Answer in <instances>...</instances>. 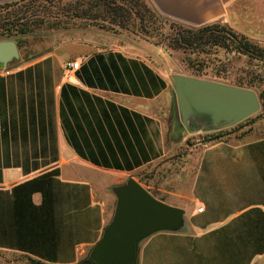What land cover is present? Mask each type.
<instances>
[{
	"label": "crops",
	"instance_id": "crops-1",
	"mask_svg": "<svg viewBox=\"0 0 264 264\" xmlns=\"http://www.w3.org/2000/svg\"><path fill=\"white\" fill-rule=\"evenodd\" d=\"M147 1L167 21L264 41V0ZM71 36L0 65V250L77 264L113 216V188L177 153L176 173L141 184L181 224L141 240L135 264H264V136L230 134L185 160L167 72L106 34Z\"/></svg>",
	"mask_w": 264,
	"mask_h": 264
},
{
	"label": "rangeland",
	"instance_id": "rangeland-1",
	"mask_svg": "<svg viewBox=\"0 0 264 264\" xmlns=\"http://www.w3.org/2000/svg\"><path fill=\"white\" fill-rule=\"evenodd\" d=\"M146 2L165 21L166 28H163L159 23L146 22L149 20V16L145 13L143 21L145 26L142 28L138 27L135 20L119 27L106 17L101 16V13L97 18L84 17L80 14L81 9L86 6L87 0H18L16 3L2 4L0 5V25L11 27L13 22H17V18H22L19 19V24H24L29 30L19 39V59L12 62H24L27 59H32L68 41L72 38L71 35L90 31L106 34V37L103 38L105 40L103 45H118L138 53L156 68L166 71L169 76L179 73L251 89L257 95L261 91L264 92V62L249 59L245 55L231 51L230 47L228 49L220 46L175 48L170 45L167 39L171 32L168 29L170 21L163 19L147 0ZM216 24L214 27L221 29L222 24ZM222 33L220 32V34ZM12 37L16 38V35ZM251 41L259 46H264V41ZM182 128L185 134L181 142L182 155L185 160L194 161V154H190L188 148L210 142L209 138L212 135L226 134L232 131L231 134L235 135L245 134V138L264 136V109L260 106L256 113L236 125L212 132L196 131L193 126L190 128L182 126ZM174 154L128 178H132L140 184L144 181L146 184L150 183L152 187L158 188L161 175L176 173L175 169L172 172L171 167L166 170V167H169L167 162H175L172 159L177 153ZM88 254L77 264H82L87 260ZM0 264L32 263L18 253L0 250Z\"/></svg>",
	"mask_w": 264,
	"mask_h": 264
},
{
	"label": "water",
	"instance_id": "water-1",
	"mask_svg": "<svg viewBox=\"0 0 264 264\" xmlns=\"http://www.w3.org/2000/svg\"><path fill=\"white\" fill-rule=\"evenodd\" d=\"M20 51L12 38L0 40V65L7 67L19 59ZM176 118L184 128L212 132L245 120L260 108L257 93L174 73L170 76ZM116 205L101 238L82 264H135L141 240L158 230L180 226L183 210L155 198L139 182L128 178L113 188Z\"/></svg>",
	"mask_w": 264,
	"mask_h": 264
},
{
	"label": "trees",
	"instance_id": "trees-1",
	"mask_svg": "<svg viewBox=\"0 0 264 264\" xmlns=\"http://www.w3.org/2000/svg\"><path fill=\"white\" fill-rule=\"evenodd\" d=\"M81 11L80 15L89 18L100 17L101 13V16L106 17V19L119 25V27H123L129 21L135 20L140 28L145 26L143 22L145 20V13V15L147 14L149 16V20H146V22L152 24L159 23L163 28H166L165 21L153 11V9L147 4L146 0H87L85 8L81 9ZM91 11H93V13H91ZM19 19L22 18H17V22H13L11 27L0 25V40L12 38L16 41L19 47V39L29 32L27 26L19 24ZM214 25L217 24L213 23L200 28H192L175 22H169L168 29H170L171 32L168 34L169 38H167V36L166 38L170 45L175 48L191 49L193 47L220 46L228 49V47H230L231 51L245 55L249 59L264 62V46L255 44L248 37L236 33L226 25H222L221 29H216ZM220 32L223 33L220 34ZM14 35H16V38L12 37ZM258 97L260 106L264 109V92H259ZM231 133L232 131L226 134L212 135L209 138V141L222 140ZM20 255L25 257L32 264H49L25 254Z\"/></svg>",
	"mask_w": 264,
	"mask_h": 264
},
{
	"label": "built area",
	"instance_id": "built-area-1",
	"mask_svg": "<svg viewBox=\"0 0 264 264\" xmlns=\"http://www.w3.org/2000/svg\"><path fill=\"white\" fill-rule=\"evenodd\" d=\"M68 67H70L71 69H76L78 67V62L77 61H73V62H69L68 63ZM5 70V67H4ZM7 72V71H6ZM201 207L198 208V211H201Z\"/></svg>",
	"mask_w": 264,
	"mask_h": 264
}]
</instances>
